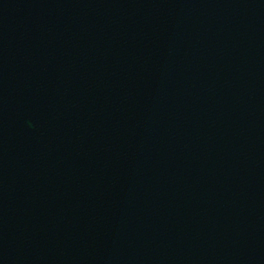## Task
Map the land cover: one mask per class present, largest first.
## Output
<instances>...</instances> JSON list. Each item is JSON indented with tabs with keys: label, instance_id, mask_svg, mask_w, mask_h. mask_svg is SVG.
<instances>
[{
	"label": "water",
	"instance_id": "obj_1",
	"mask_svg": "<svg viewBox=\"0 0 264 264\" xmlns=\"http://www.w3.org/2000/svg\"><path fill=\"white\" fill-rule=\"evenodd\" d=\"M0 264H264V0H0Z\"/></svg>",
	"mask_w": 264,
	"mask_h": 264
}]
</instances>
